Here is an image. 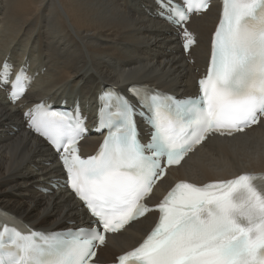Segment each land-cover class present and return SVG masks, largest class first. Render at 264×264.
I'll return each mask as SVG.
<instances>
[{
    "label": "snow or ice",
    "instance_id": "obj_1",
    "mask_svg": "<svg viewBox=\"0 0 264 264\" xmlns=\"http://www.w3.org/2000/svg\"><path fill=\"white\" fill-rule=\"evenodd\" d=\"M157 3L163 7L168 0ZM185 7L201 11L207 3L193 9V0H186ZM187 11L173 9L169 18L181 26ZM184 37L187 51L194 41L186 29ZM8 73L6 61L4 84ZM20 81L18 75L11 85L13 99ZM199 85L202 103L184 109L194 114L188 124L161 119L167 106L151 97L156 119L147 146L139 143L130 102L110 93L102 96L115 130L110 128L98 153L87 159L77 154L79 121L74 125L73 117L44 104L39 115L26 113L35 131L63 150L66 185L95 219L83 238L67 243L55 237L37 243L35 233L5 227L0 231V264H95L94 242L104 245V233L117 232L151 210L143 201L164 175L162 157L168 166L179 165L210 133L231 136L264 123V0H224L207 74ZM254 179L240 175L203 186L176 183L155 206L160 214L155 227L138 247L120 255L117 264H264V188L255 186Z\"/></svg>",
    "mask_w": 264,
    "mask_h": 264
},
{
    "label": "bare ground",
    "instance_id": "obj_2",
    "mask_svg": "<svg viewBox=\"0 0 264 264\" xmlns=\"http://www.w3.org/2000/svg\"><path fill=\"white\" fill-rule=\"evenodd\" d=\"M160 10L154 0H0V63L6 60L14 69L24 64L36 74L17 103L9 98V87L0 88V209L19 224L56 231L90 223L64 188L55 154L26 129L24 103L47 97L66 106L77 100L87 115L89 130L81 148L89 154L100 136L90 125L101 89L123 93L133 104L125 91L129 84L177 97L196 93V71L206 64L219 6L191 17L196 44L189 54L180 47L179 28ZM1 86L6 84L0 79ZM140 127L144 133L143 122ZM243 172H264V123L230 138H208L179 167L169 169L151 198L155 202L176 180L202 184ZM153 222L154 215L147 214L109 236L97 260L113 261L134 247Z\"/></svg>",
    "mask_w": 264,
    "mask_h": 264
},
{
    "label": "rangeland",
    "instance_id": "obj_3",
    "mask_svg": "<svg viewBox=\"0 0 264 264\" xmlns=\"http://www.w3.org/2000/svg\"><path fill=\"white\" fill-rule=\"evenodd\" d=\"M15 42V41H14ZM44 70V69H43Z\"/></svg>",
    "mask_w": 264,
    "mask_h": 264
}]
</instances>
